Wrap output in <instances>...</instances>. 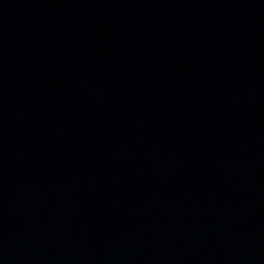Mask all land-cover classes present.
Wrapping results in <instances>:
<instances>
[{
  "label": "water",
  "instance_id": "1",
  "mask_svg": "<svg viewBox=\"0 0 264 264\" xmlns=\"http://www.w3.org/2000/svg\"><path fill=\"white\" fill-rule=\"evenodd\" d=\"M0 264H264V0H0Z\"/></svg>",
  "mask_w": 264,
  "mask_h": 264
}]
</instances>
